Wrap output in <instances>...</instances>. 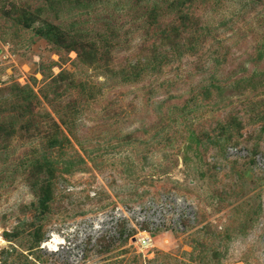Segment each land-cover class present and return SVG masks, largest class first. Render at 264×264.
Here are the masks:
<instances>
[{
  "label": "rangeland",
  "instance_id": "374dc122",
  "mask_svg": "<svg viewBox=\"0 0 264 264\" xmlns=\"http://www.w3.org/2000/svg\"><path fill=\"white\" fill-rule=\"evenodd\" d=\"M183 1L0 0V264H264V0Z\"/></svg>",
  "mask_w": 264,
  "mask_h": 264
},
{
  "label": "trees",
  "instance_id": "16d2710c",
  "mask_svg": "<svg viewBox=\"0 0 264 264\" xmlns=\"http://www.w3.org/2000/svg\"><path fill=\"white\" fill-rule=\"evenodd\" d=\"M191 3V0H186L181 3V5L177 8V19L178 22L175 24L173 23L168 30H161L160 32H157L155 35L152 31V37L154 41L158 40L159 43L153 42L152 43V50H155L157 47H162L164 45L168 44H174L175 41L180 35L185 34V32L188 30L189 35L187 36L188 39L192 42L196 40L197 32L199 29L197 26H195V23L191 21L193 19L192 15L189 13L187 9L188 6L186 7L185 3ZM172 4V3H171ZM169 4V6H171ZM153 9L150 10V17L153 16ZM191 22V23H190ZM165 41V42H164ZM45 190V189H44ZM43 190V191H44ZM3 233V232H2ZM1 235L3 236V234Z\"/></svg>",
  "mask_w": 264,
  "mask_h": 264
},
{
  "label": "built area",
  "instance_id": "2783aa9c",
  "mask_svg": "<svg viewBox=\"0 0 264 264\" xmlns=\"http://www.w3.org/2000/svg\"><path fill=\"white\" fill-rule=\"evenodd\" d=\"M150 240L151 238L148 235L143 234L138 238V244L139 246L147 248L150 245Z\"/></svg>",
  "mask_w": 264,
  "mask_h": 264
}]
</instances>
